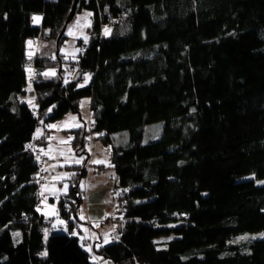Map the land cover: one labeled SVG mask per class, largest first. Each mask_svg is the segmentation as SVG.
<instances>
[{
	"label": "trees",
	"instance_id": "obj_1",
	"mask_svg": "<svg viewBox=\"0 0 264 264\" xmlns=\"http://www.w3.org/2000/svg\"><path fill=\"white\" fill-rule=\"evenodd\" d=\"M73 2L0 0V264H93V255L111 264H264V238L238 240L264 231V185L255 182L264 181V0H77L76 12L89 10L98 33L65 84L62 55L51 57ZM101 25H112L109 35H99ZM29 40L38 43L31 60ZM28 65L36 74L30 92ZM50 69L55 77L39 75ZM32 97L35 109L22 102ZM85 98L90 130H72V147L84 151L88 134L110 147L111 166L97 171L113 172L116 213L125 208L119 239L100 248L84 240L91 253L70 235L81 234L80 224L92 230L78 218L86 159L69 168L79 172L56 199L68 228L56 233L57 217L37 211L44 196L26 148L40 127L37 145H45V125L78 114ZM156 121L160 139L140 145L144 126ZM123 131L128 144L117 146ZM158 225H175L179 237L156 243Z\"/></svg>",
	"mask_w": 264,
	"mask_h": 264
},
{
	"label": "rangeland",
	"instance_id": "obj_2",
	"mask_svg": "<svg viewBox=\"0 0 264 264\" xmlns=\"http://www.w3.org/2000/svg\"><path fill=\"white\" fill-rule=\"evenodd\" d=\"M85 13H91V12L89 10H87V9H82L79 12H76L74 17L70 20V22H69V24L67 26V29H68V27L76 24L77 18L84 17ZM36 16H39V15H36ZM91 16L87 17V22H90V25H91ZM85 23H86V21L81 19V21H80L81 27L74 29V32H75L76 36L79 37V38H73L72 36L67 35V29L65 31V35L67 36V38L64 40V43L62 44V46L59 49V53L62 55V58H63V63H61V65H60V68L62 69V74L61 75H62V79L63 80H64L65 76H68V73H72L71 76H68L69 81H71L72 79H76L77 78L78 69H77L76 62H77V59H78L77 57H78L79 52L75 53V59H72V56L69 55V58L67 60H65L64 59V55H63V53H61L60 50L61 49H65L66 52L71 54V53L74 52V50L76 48H79L77 46V42L78 41H84L83 37L87 36L89 34L90 27H84L83 25ZM33 25L35 27L40 26L41 25V20H40V22L38 24H33ZM81 33H82V35H81ZM37 48H38V43L35 42L33 44V47H32L31 50L28 48V52L29 51L33 52ZM82 101H87V103L84 104L83 107H81V104H80V108H79V113L78 114H75V113L70 111L67 114H65L61 119H59V120H57L55 122L48 123L47 125H49V124H61L62 122L67 120L69 115H72V116H76L77 117V121L79 123L83 124L87 128V130L89 131L90 130V126H91L89 98H85ZM44 128H46L48 131H50V134L48 135V137L52 136V137H56L57 138V139H53L51 141V146L54 149H57V150L67 147L65 145H58L57 140L58 139H66L68 136H72L73 137L72 141H73L74 138H75V135L73 133H71V131L74 130V129H77V128H71V129H61V130H55V129H51L50 130V129H48L46 127V125H45ZM39 129H42V131H43L42 127H40ZM162 130H163V122L162 121H156V122H153L151 124L145 125L144 128H143V133H142V138H141V141H140V145H146L148 143L158 141L160 139V137H161ZM88 137H92V139L91 140L87 139L88 142L85 145L84 151L79 152V154L73 149L72 141L70 143V147L73 149V152H74V154L77 157L83 156L86 159V176L82 179V181L84 182V185H85V193L86 194H89V191H87V189H86L87 188L86 184L88 185V188H91L95 183H97V181L99 179L105 180L104 177L109 182L110 191H109V196H108V199H107V203L105 202V200H104V202L106 203L105 205L101 204L103 201H99L98 205H97V203H94L93 204L94 206L92 207L91 210L92 211H98L101 214H105V212L109 209V212L111 211V214L107 217V219L109 218L108 220L107 219H103V222L101 224L99 223V227H93L92 226L93 227L92 232L95 233V234H97V232H99L101 235L103 233H110L109 239L112 242V233L113 232L111 230H112L113 226H115V224H113L112 220L110 221V219L111 218L113 219V217L116 216V209H117V205H118L117 199L115 198V196H114V194L112 192L113 184L109 180V177H110V175L113 174V172L110 171V170H106L105 172L100 173V172L97 171V167L98 166H102L103 164L94 165V164H90L88 162V161H90L92 159H104L105 157H107V160L109 162V160H110L109 159L110 158L109 157V152H105L104 150L108 149L110 147L109 146H105L101 142V140L97 139L96 136H93L92 134H88ZM128 140H129L128 133L126 131H123V132L116 133L114 135L113 143L115 145H117V146H125V145L128 144ZM48 147H49V141L46 139V144L43 145L40 149L47 150ZM89 147H91V150H92L91 155L88 152V148ZM87 155L89 156V159H88ZM84 162H85V160H84ZM57 163L63 164L64 163L63 158H61V157H59L57 155V159L50 160V159H48L47 156H44L43 160H42V167L43 168H48L49 165L57 164ZM71 166H81V165L72 164ZM71 166H67L66 165L64 167H57L55 169V171H52V169L49 168L48 171H45L47 173V179H48V182H49V185L45 189V194H44V197L47 198L46 200L49 199L48 197L50 195L49 190L48 191H46V190L51 188L53 185L55 186L56 189H62L63 186L65 184H67L68 187H67L66 191H68V188H69L68 180L69 179L62 180V181H55V180L52 179V177L56 176L58 173H72V172L76 173V172H79L78 170H69V168ZM98 176H100V177H98ZM242 180L244 181V180H254V179H253L252 176H250V177H246V178H244ZM255 182H256V185H259V186L264 185V183H261V182H264V181H258V182L255 181ZM83 193H84V191H83ZM46 202L49 203V201H46ZM89 204H91V200H90ZM46 205L49 206V204H46ZM87 208H88V202H86L84 200L82 202L81 206H80L79 214H80V211L82 209L83 213H84V216H86ZM41 212L42 213H45V212L49 213L48 217H56V216H53V215L50 214L51 209L49 207L44 206V209L41 210ZM78 218H79V216H78ZM79 229H80V232L85 233L84 231L81 230V228H79ZM54 231L56 233H66V234L68 233V230L64 231L63 227L61 225L60 226L57 225V230H54ZM162 231H165V232H162ZM177 231H178V229H177V227L175 225H172V226L158 225V226H156V229H155V232L157 233L156 234V238H155V242L158 243V244H163V243H166V242H168V241H170L172 239L178 238L179 235L177 234ZM158 232H161V233L158 234ZM77 236L80 237L81 235L78 233ZM243 236H247L248 237V239L243 240V241H254V240H258V239H263L264 238V231L254 232V233H246ZM253 237H255V239H253ZM107 244H109V243H107ZM189 253L181 256L182 259H187L189 257ZM105 262H107V261H102V262H99L98 264H105ZM107 264H111V263L107 262Z\"/></svg>",
	"mask_w": 264,
	"mask_h": 264
},
{
	"label": "snow or ice",
	"instance_id": "obj_3",
	"mask_svg": "<svg viewBox=\"0 0 264 264\" xmlns=\"http://www.w3.org/2000/svg\"><path fill=\"white\" fill-rule=\"evenodd\" d=\"M91 15H92L91 13H85V16L84 17L77 18L76 24L68 27V29H67V35L72 36L73 38H79V37L76 36V34L74 32V29L81 27V24H80L81 19H83V20L86 21V23L83 25L84 27H90V22H87V17H90ZM40 20H41V17L40 16H35L34 15L32 17L33 24H38L40 22ZM110 31H111V29H109V28L106 27L104 29V35L105 36L109 35L110 34ZM81 35H82V33H81ZM83 38H84V42L87 43V41H88L87 36H84ZM34 43H35L34 41L29 40L27 42L28 48L29 49H32ZM60 51H61V53H63L64 59L67 60L69 58V55L72 56V59H75V53L82 51V49L76 48L74 50V52L71 53V54H69L68 52H66L65 49H61ZM33 54L34 53L32 51H29L28 52V59L29 60L32 59ZM51 58L52 59H56L55 54ZM25 71L28 74V80H29L28 88L26 89V91H29L30 92V91H32L31 81L35 78V75L36 74L34 73L31 65L26 66ZM39 75H42L45 78L55 77L56 76V70L55 69H50L48 71L39 73ZM71 75H72V73H68V76H71ZM68 76H65V78H64V83L65 84L69 83ZM89 79H90V76L87 75V74H85V76H84V84H86ZM84 84H80L78 86L79 87H83ZM34 100H35V97H32V98L28 99L27 101H22V102H26L30 107H32L33 109H35L36 108V105L34 104ZM86 103H87V101H82L81 102V107H83L84 104H86ZM51 110L52 109L50 108L48 111L51 112ZM33 115H36L35 111H33ZM41 123H43V121H41ZM46 127L48 129H50V130L51 129L61 130V129L81 128V127H84V125L81 124V123H79L77 121V117L76 116L69 115V117L67 118V120L64 121V122H62L61 124H49V125H46ZM42 135H43V133L38 128L36 130V133L34 134V137L33 138L34 139H37V138H40ZM97 135H103V133H98ZM53 139H57V138L56 137H52V136L47 137V140L49 141V147H48L47 150L40 149V153L42 155H44V156H47L48 159H50V160L57 159V155H58L59 157L63 158L64 163L63 164H59V163H57V164H51V165L48 166V168H41V172L48 171L49 168L52 169V171H55V169L57 167H64L66 165L67 166H71L72 164H75V165H83L84 160H85V157H83V156L77 157L74 154L73 149L70 147V143H71V141L73 139L72 136H68L66 139H58L57 140L58 145H65V146H67L66 148H62V149H59V150L54 149L51 146V141ZM87 139L91 140L92 137H88ZM26 148H33V145L28 144V145H26ZM104 151L110 153V148L105 149ZM88 152L91 155V152H92L91 147L88 148ZM39 159H40V156L38 155L37 156V160L39 161ZM88 162L90 164H94V165L103 164L105 167L111 166L109 164L108 160H107V157H105L104 159H92V160H90ZM75 175H76L75 172H72V173H58L56 176L52 177V179L55 180V181H62V180L70 179L71 177H73ZM261 183H264V182H261ZM80 186H81V191H84L85 190V185H84V182L83 181L80 182ZM45 187L46 186H42L41 187V192L39 193L40 196H44ZM67 187H68V185L65 184L62 189H56L55 186L53 185L52 188L49 189V192H50V194H52L54 196H56L58 192H62L63 194H66ZM124 191H127V189H124ZM119 194H120L119 192L116 193V195H119ZM46 199L47 198L45 197V200H42V203H45ZM137 203H139V201H137ZM45 206L46 207H49L51 209V212H50L51 215L57 217L56 222L53 223V225H52L53 230H57V225H61L63 227V230L64 231H67L68 230L67 229V222L58 218L59 214H58V212L55 209V205L48 206L45 203ZM37 211H41V209L38 207L37 208ZM48 215H49V213H45L46 218H47ZM108 215H110V214H105V217L104 218L106 219L108 217ZM79 218L81 220H85V219H89L90 220L91 219L90 217H85L84 216V213H83V210L82 209L80 211ZM113 218H115V217H113ZM77 227H81V226L80 225H77ZM93 227H99V222H93ZM81 230L84 231L86 234L84 236H80L79 237V239L82 242L80 246L83 247L85 249V251H88L89 253H91V251H92V245L91 244L85 245L83 243V241L84 240H88V239L99 240L100 237L97 236L95 233L89 234L87 229L81 228ZM111 231L112 232H115V226H113V228H112ZM19 235H20L19 232L13 233V236L18 237ZM70 235L71 236H77L78 233L75 230H72L70 232ZM48 236H49V230L48 229H45L44 230V238H45V241L46 242L48 240ZM102 236H103V242L102 243H98L96 245L97 248L103 247L104 244H107V243H110L111 242V240L109 239L110 233H103ZM112 239L118 240L119 237L118 236H115V237H112ZM238 239L239 240H246V239H248V237L247 236H242V237H239ZM253 239H255V237H253ZM40 255L41 256H47V251H44V252L40 253ZM100 259H102V258L93 255L92 256L93 264H97V262ZM105 264H107V262H105Z\"/></svg>",
	"mask_w": 264,
	"mask_h": 264
},
{
	"label": "crops",
	"instance_id": "obj_4",
	"mask_svg": "<svg viewBox=\"0 0 264 264\" xmlns=\"http://www.w3.org/2000/svg\"><path fill=\"white\" fill-rule=\"evenodd\" d=\"M89 104H90V100H89ZM90 116H91V121H92V115L90 113ZM78 129V128H77ZM41 132L43 133L42 129H40ZM43 136V135H42ZM41 138V137H40ZM40 138H37V139H40ZM88 159H89V156H88ZM104 176V175H103ZM100 177V176H98ZM104 179L106 180H103V179H99L97 181V183H95L91 188H88V185L86 184V189L87 191H89V194H86L85 193V190H84V195H85V201L88 202V208H87V212H86V216L85 217H90L91 219H85L83 221H88L90 224H91V227L93 226V222H99L100 224L103 222V219H105V214H111V211L109 212V209L105 212V214H101L99 213L98 211H92V207L94 206L93 204L94 203H97L98 205V202L99 201H103L101 204L105 205L107 202V199H108V196H109V182L107 181V179L104 177ZM48 181V179H47ZM49 185V182L47 183L45 189L47 188V186ZM52 188V187H51ZM49 188V189H51ZM49 189H47L46 191H48ZM62 193V192H58L56 196L50 194L49 195V199L46 200V201H49V203H47L45 201L46 204H49V206L51 205H55V209L57 211V208H56V199L59 197V194ZM44 194H45V191H44ZM92 194V195H91ZM91 198V199H90ZM103 199V200H102ZM43 200H45V197L43 198ZM90 200H91V204L90 203ZM105 200V202H104ZM45 203H43V208L42 210L44 209V206H45ZM46 213V212H45ZM45 213H43L45 215ZM109 216V215H108ZM48 217V216H47ZM107 219V218H106ZM109 219V218H108ZM107 219V220H108ZM81 227H77L75 226V229L80 231L79 228H83V229H86L83 224H80ZM93 229V227L91 228ZM81 236H84L86 233H82L80 232ZM89 234L93 233L92 230L91 231H88ZM97 236L100 237L99 240H92L93 242H95L96 244L98 243H102L103 242V236L97 232L96 234ZM99 263V261H98Z\"/></svg>",
	"mask_w": 264,
	"mask_h": 264
},
{
	"label": "built area",
	"instance_id": "obj_5",
	"mask_svg": "<svg viewBox=\"0 0 264 264\" xmlns=\"http://www.w3.org/2000/svg\"><path fill=\"white\" fill-rule=\"evenodd\" d=\"M109 28L111 29L112 28V25H101L100 26V30H99V35H103L104 34V29L105 28ZM98 32H95L93 30V23H91L90 25V29H89V34L87 35V38H88V41L87 43H83V45L79 48V49H82L81 52L84 51L85 49V45L89 43V41L91 40V38H93L95 36V34H97ZM34 137V136H33ZM37 142H38V139H34L32 138V141H31V144L33 145V148H30V151L32 152L34 158H35V161L36 163L38 164V173H37V176H38V187H39V193L41 192V187L42 186H46V180H47V173L46 172H41V168H42V160H43V155L40 153V148L39 146L37 145ZM40 156V159L39 161L37 160V156ZM114 192H119L120 190V187L119 185L116 183V185L114 186L113 188ZM125 213V208L123 207V205H119L118 207V211L116 213V216L115 218H111L110 221L112 220V223L115 224L116 226V229H119V228H122L125 224V221L124 219L122 218V215ZM117 236V233L116 232H113L112 233V237H115ZM85 245H88V244H91L90 242L87 243V242H83Z\"/></svg>",
	"mask_w": 264,
	"mask_h": 264
},
{
	"label": "water",
	"instance_id": "obj_6",
	"mask_svg": "<svg viewBox=\"0 0 264 264\" xmlns=\"http://www.w3.org/2000/svg\"><path fill=\"white\" fill-rule=\"evenodd\" d=\"M76 4H77V0H74L73 2V6H72V9H71V14H70V17L67 21H65L63 27H62V30L59 34V36L57 37V40H56V43H55V47H56V56L58 57V52H59V43H60V40H61V37L64 35L66 29H67V26L70 22V20L73 18V16L76 14Z\"/></svg>",
	"mask_w": 264,
	"mask_h": 264
},
{
	"label": "bare ground",
	"instance_id": "obj_7",
	"mask_svg": "<svg viewBox=\"0 0 264 264\" xmlns=\"http://www.w3.org/2000/svg\"><path fill=\"white\" fill-rule=\"evenodd\" d=\"M112 240H115V239H112Z\"/></svg>",
	"mask_w": 264,
	"mask_h": 264
}]
</instances>
